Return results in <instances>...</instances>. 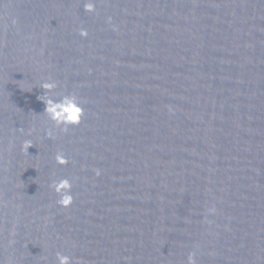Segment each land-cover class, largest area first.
I'll list each match as a JSON object with an SVG mask.
<instances>
[{"label":"water","instance_id":"95a60500","mask_svg":"<svg viewBox=\"0 0 264 264\" xmlns=\"http://www.w3.org/2000/svg\"><path fill=\"white\" fill-rule=\"evenodd\" d=\"M0 264H264V0H0Z\"/></svg>","mask_w":264,"mask_h":264}]
</instances>
